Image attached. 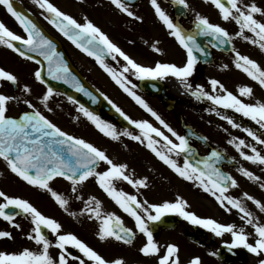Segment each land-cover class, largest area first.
Wrapping results in <instances>:
<instances>
[{
	"label": "snow or ice",
	"instance_id": "snow-or-ice-1",
	"mask_svg": "<svg viewBox=\"0 0 264 264\" xmlns=\"http://www.w3.org/2000/svg\"><path fill=\"white\" fill-rule=\"evenodd\" d=\"M177 2L187 7L186 0H177ZM209 2L219 9L223 20H233L239 25L240 30L235 34L236 36L250 40L251 43L257 44L264 51V7L259 6L256 0H251L249 3H242L241 0H226V3L224 0H209ZM33 3L42 10L41 14L44 15L45 20L67 37L78 49L88 56L94 57L112 80L136 104L150 113L171 134V137H174L175 141L178 142H174L173 139L147 120L131 119L111 100H109V103L112 104L116 112L130 124L135 125L140 130L141 135H134L127 130L122 133L118 132L113 124L102 120L83 104H79L78 111L91 121L101 133L114 141H118L121 135L128 136L140 143H144L146 140L147 148L178 176L184 180L196 182L203 191L210 193L226 211L237 210L241 214L240 219L253 228L255 239L250 242V235L252 234L246 233L244 227L238 228L234 223L223 224L213 218H202L196 213L187 210L188 202L182 197L177 196L174 201L150 204L147 200L141 202L136 195H130L118 189L116 181H126L133 187H147V178L134 179L132 175L127 173V164L114 163L100 148L83 138L62 130L39 110L34 109V106L28 100H25L24 103L29 108H33V111L24 112L18 119L8 116L7 112L9 111L10 102L18 98L0 93V158L6 162L10 171L29 185L51 193L56 203L66 212L68 211L69 200L55 191L51 186V182L56 178H63L71 183V190L75 193L78 185L83 184L90 177H94L99 187L125 213L134 219L136 228L147 238L139 251L144 256H158V264H180V249L178 245L174 243L166 245L164 254L160 255V246L155 241L153 230L150 226V224L161 221L163 217L169 214L178 215L193 225L207 229L216 237L230 234L232 237L231 243L225 242L229 249L243 247L257 256L264 254V223L260 222L259 218L247 208L241 199L226 195L228 187H236L237 181L216 166L217 163L224 159L222 154L218 151H212L208 158L204 160L195 159L193 163L189 159V157L194 159L193 149L190 147L187 137L177 133L141 96L137 95L133 90L136 85L132 84L126 75V73L131 72L140 80L146 78L155 80L173 76L182 81L186 89L192 90L193 85L188 82V78L193 75L198 61L195 53L199 52L207 55L205 50L197 43L196 36L185 34L182 28L174 23L160 7L157 0H151L156 15L170 30V34L186 50L187 60L183 66H178L174 63L157 62L154 67H146L137 63L122 51L87 17L81 23L72 15L62 11L52 0H33ZM111 3L128 16H135L134 12L128 8L125 0H111ZM0 6L6 9L26 33V38H24L10 30L4 22L0 21V45L6 46L27 60H35L37 64H40V61L36 60V57L30 55V53L43 57L47 61L48 76L53 80L71 84L76 91L83 92L86 96L91 97L93 103H95L96 97L73 75L64 60L63 54L57 51L54 42L43 33L37 23L29 15L14 7L13 0H0ZM135 18L141 19L140 17ZM195 26L199 35L210 36L219 45L230 44L233 39V36L226 28L210 22L205 16L197 14ZM245 31L252 33L253 37L246 35ZM16 42H19L24 47H18ZM213 46L215 47L216 45L214 44ZM153 50L161 52V49L155 45H153ZM233 51L235 52V66L245 72L253 81H256L261 88H264V68L249 56L242 55L235 49ZM105 54L110 55L113 60H116L117 56L122 57L126 61L122 70L117 71L105 63ZM223 67L227 68L228 65ZM34 77L37 81L45 83L40 69L35 71ZM0 80L11 82L14 85L18 84L17 76L3 68H0ZM210 84L213 92L219 90L222 94H211L205 91L201 85H196L195 90L191 91V94L198 100L207 99L215 106L223 109H232L236 113H240L244 117L255 121L261 129H264V103L259 101L256 103H245L243 99L228 91L219 80L212 79ZM22 91L29 93L31 89L28 85H24ZM238 91L241 97L253 95V89L249 86L239 87ZM53 93V88L47 87L46 92L42 95L41 102L45 107H48V101L53 96ZM104 98L108 99L106 96ZM68 99L72 103H78L71 96ZM48 110L52 111L51 108H48ZM210 110L216 112L221 119L227 120L232 127L241 128V125L236 123L232 117L221 115L215 107ZM243 131L257 144L264 145V138H261V135L253 131V129L244 128ZM154 137L163 140V150L157 147L160 140ZM228 143L235 145L244 160L264 166V154L255 146L247 144L244 139L239 138H233ZM245 148H250L252 154L245 152L243 150ZM173 154L176 156L185 155L182 166L177 163V160L172 158ZM101 161L106 163L108 167L105 171H96ZM200 164H203L202 168L199 167ZM239 171L249 180L261 181V177L254 175L247 168L241 167ZM259 186L264 189V182H260ZM243 196L246 200L251 201L260 212H264V202L247 192ZM0 198L3 199V202L0 203V218L12 224L13 227L21 228L20 224L14 223L16 216L24 214L31 217L33 227L27 233L26 238L38 246L37 250L26 247L20 252L0 251V264H71L73 261L76 264H86V262H91V264H125L123 259H105L100 253L71 232L62 233V225L57 220L44 215L28 200L8 196L3 191H0ZM76 198L81 199L80 196ZM93 204L95 205L94 207L92 206ZM84 213H88L90 218L94 217L100 221L97 235L101 241L112 238L127 245L133 243L136 236L133 229L125 227L121 218L115 213L102 214L101 201L95 196L89 197L85 201V207L81 210V215ZM69 214L72 216L76 215L74 212ZM45 229L50 232L51 236L55 237L54 241L46 234ZM4 238L15 239L12 232L0 230V239ZM68 246L78 249L82 256L72 254ZM53 247L59 250L57 256H53L50 253V248ZM210 254L216 255L215 252ZM188 264H201V258L194 256L189 260ZM259 264H264V259H260Z\"/></svg>",
	"mask_w": 264,
	"mask_h": 264
},
{
	"label": "rangeland",
	"instance_id": "rangeland-1",
	"mask_svg": "<svg viewBox=\"0 0 264 264\" xmlns=\"http://www.w3.org/2000/svg\"><path fill=\"white\" fill-rule=\"evenodd\" d=\"M24 2L25 5H30L31 2L33 3V0H24ZM52 2L61 10L67 11L66 13L72 12L73 10L77 13H82L80 7L77 6L78 4L74 0H52ZM241 2L249 3L251 0H241ZM256 3L264 7V0H256ZM186 4L187 24L190 25V23L196 19L197 14H199L207 17L210 22L226 28L233 36L231 41L232 52L216 53V61L208 66L197 63L193 75L188 78V82L193 85L192 90L186 89L182 81L176 77H165L164 81L170 92L184 101L180 102L172 112H167L158 99H143L180 135L179 115L181 114L185 122L202 133L211 145L225 151V153L232 158L234 164L232 166L224 165L223 169L237 181V186H229L226 195L241 199L247 208L259 218L260 222L264 223V212H260L251 201L246 200L243 196V194L247 192L256 199L264 202V189H261L259 186L260 182H264V166L244 160L240 156L235 145L228 143V141L233 138L244 139L247 144L255 146L264 154V145L257 144L256 141L243 131L244 128H251L261 135V138H264V129H261L255 121H252L248 117H244L240 113H236L232 109H223L222 107L215 106L207 99L198 100L191 94V91L195 90L196 85L203 86L204 90L211 94H222L218 90L216 92L212 90L210 80L216 79L219 80L228 91L233 92V94L243 99L245 103H256L257 101L264 103V88H261L256 81H253L245 72L235 66V52L233 49L242 55H247L251 59L256 60L262 68H264V51H262L257 44L251 43L250 40H245L242 37L236 36L235 34L240 30L239 25L233 20H223L219 9L211 4L209 0H186ZM32 6L35 7V5ZM32 11L40 18L41 22H45V19L42 20L41 17L43 16L41 14V9L37 8L36 11ZM164 11H166V9ZM0 21L4 22L5 25L16 34H20L21 26L3 6H0ZM245 34L249 37H253V34L247 31H245ZM151 35L153 36L152 39L155 40L159 39L160 36L164 37L157 29H153L150 36ZM161 46L166 52H163V50L162 52H156L153 55L154 58L161 61L171 60L172 63L178 66H183L184 63H186L187 59H185L183 55H179L180 43L177 39L171 38L168 43V48L164 47L163 44H161ZM129 47L131 49L128 50H130L136 58H141L147 53L143 48H137L134 45L131 46V44ZM68 52L70 55L73 53L75 58L80 56L72 52V50L68 49ZM82 63L90 70L97 88H99L104 93V96L111 100L112 103L121 108L127 116L133 120L149 121L154 127L159 128L165 135H168L174 142H177L150 113L136 104L135 101L112 80V78H106L95 68L91 67V63H87L85 60H83ZM224 65H228V67L224 68ZM0 68L15 74L18 78L16 90L12 89L8 81L0 80V93L18 98L10 102L7 115L15 116L21 111L33 110V108H29L28 105L24 103L25 100L30 101L34 109L44 112V115L51 116L52 119L59 123L60 127L72 130L74 132L73 134L76 135H78L79 132H84L88 138L91 137V139H93L91 143H94L93 145L103 150L114 163L127 164V173L132 175L134 179L147 178V187H133L126 181H116V187L118 189L130 195L133 194L134 190L139 201L143 202L142 200H147L148 203L174 201L177 196L182 197L188 202L187 210L196 213L202 218H213L223 224L234 223L238 228L244 227L246 233L252 234L250 235V242L254 241L255 234L253 228L240 219L241 214L237 210L233 209L231 212L226 211L210 193L203 191L196 182L187 181L178 176L147 148L146 140L144 143H140L124 135H121L118 141H114L107 136L100 137L101 133L98 129L78 111L79 106L64 98L60 93V95L58 93H53V96L48 101V107H45L41 100L42 95L46 92V88L34 77V73L38 69L36 64L30 63L29 61L27 62L18 53L4 45H0ZM24 85H28L31 92L24 93L22 91ZM243 86L251 87L253 89V95L241 97L238 89ZM213 107H215L221 115L232 117L236 123L241 125V128H234L227 120L221 119L216 112L210 110ZM48 108H51L52 111H49ZM98 116L102 120L113 124L118 132L122 133L127 130L134 135H141L140 130L136 127L133 129H123L116 125L106 115L99 113ZM154 138L160 140L157 147L163 150V140L161 138ZM243 150L248 154H252L250 148H245ZM172 158L177 160V163L181 166L183 165L182 158L180 159V157L175 154L172 155ZM107 167L108 165L101 161L96 171H105ZM241 167L247 168L249 171L253 172L254 175L261 177V181L249 180L247 177L243 176L239 171ZM51 186L55 191L69 200L67 212L56 203L51 193L29 185L26 181L17 177L7 167L6 162L0 158V190L5 192L6 195L28 200L44 215L57 220L62 225V233L71 232L75 234L98 253H105L108 260L119 258L123 259L125 264H137V261L146 262L145 260H149V257L144 255H138L139 258H137L135 254L137 246L134 243L131 245L121 244L112 238L101 241L97 235L100 221L96 220L94 217L90 218L88 213L81 215V210L85 207V201H87L89 197L95 196L101 201L102 214L115 213L121 219L123 218L122 215L124 211L119 212L118 209L121 208L99 187L94 177H90L83 184L78 185L75 193L71 190V183L63 178H56L51 182ZM77 196H80L81 199H77ZM1 202H3V199ZM92 206L94 207L95 205L93 204ZM73 212L76 213L75 216L69 214ZM183 221V226L188 228L187 224L189 222L186 220ZM14 223L20 224L21 228L17 229L12 226L10 229L15 237V239H11V241L16 243V245L13 246L12 252H20L26 247L37 250L38 246L35 245L33 241L26 238L27 233L30 232L33 227L31 224V217L27 215L23 217L18 216L15 218ZM180 229L181 231L183 230L182 227H180ZM187 230L189 231V229ZM47 234L50 239L53 241L55 240V237L51 236L48 230ZM212 234L213 233L210 235ZM231 239L232 237L230 234L218 237V242L215 244L209 243L208 238L204 239V245H197V247L190 246V250L188 247L185 248L187 253H185V256L180 257V261L184 260L188 264L191 258L199 256L201 258V264H223L216 256L210 253L215 252L217 246L219 247L222 243H231ZM180 240L183 244H186L184 242L185 240L181 238ZM2 248L3 247L0 246V251H4ZM68 249L72 254L82 256L78 249L72 248L71 246H68ZM236 250L240 252L246 249L239 247L236 248ZM50 253L53 256H57L59 250L53 247L50 248ZM154 259L155 257L151 258L150 264H158ZM260 259H264V254L257 256L250 253L247 254V259L244 263L233 262L230 264H259ZM71 264H76V262L73 261ZM86 264H89V262H86Z\"/></svg>",
	"mask_w": 264,
	"mask_h": 264
},
{
	"label": "flooded vegetation",
	"instance_id": "flooded-vegetation-1",
	"mask_svg": "<svg viewBox=\"0 0 264 264\" xmlns=\"http://www.w3.org/2000/svg\"><path fill=\"white\" fill-rule=\"evenodd\" d=\"M20 2H24V0H19ZM81 1L78 3V7H80V10L82 13H77L75 10L69 13V15H72L76 20L83 23L84 18L87 17L89 20H91L97 27H99L108 37L110 40H112L113 43H115L119 48H121L122 51H124L127 55H129L131 58H133L137 63H140L143 66H147L151 63L152 57L154 55L153 50V42L154 39L151 34V31L153 29H157L158 32L163 35L164 37L160 36L159 39L156 41L158 44V48L161 49V52H166L164 48L162 49L161 43L162 42H170V30L167 28V26L155 15L154 8L151 4V0H138L137 2H125L128 6V8L134 12L135 16L130 17L125 12H122L119 8H117L115 5L111 3V0H76ZM171 1L172 0H157V2L160 4V7L165 10L166 14L174 21L173 13H172V7H171ZM28 5V4H27ZM34 3L31 2L30 8L34 11L37 10V6ZM39 9V8H38ZM46 15V13H45ZM44 16V15H43ZM42 17V20L44 17ZM36 17V16H35ZM38 17V16H37ZM135 17H140L141 19H136ZM38 19H40L38 17ZM180 23L184 26H187V17L181 18ZM44 24L45 29L54 37L59 38L63 42L66 41L70 48L69 50H72V52L80 55L78 58H75V56L70 55L71 61L77 66V68L80 70V72L88 79L91 83H95V80L91 76L90 70L88 67L83 65L82 61L85 60L87 63H91V67L95 68L99 73L103 74L106 78H111L97 63L94 57L88 56L86 53L78 49L70 40L64 38L61 33L47 20L45 22H42ZM169 40V41H168ZM134 41V42H133ZM131 42V43H129ZM128 43V44H127ZM135 46L137 48H143L147 51L146 55L141 58H136L133 53L128 50L131 49L129 46ZM165 47V45H164ZM142 50V49H141ZM212 58L216 61V53L211 51ZM105 63H107L110 67L115 68L117 71L122 70L124 65L126 64V61L123 60L122 57L117 56L116 60H113L110 55L104 56ZM128 76V79H135L138 80L135 75H133L131 72L126 73ZM49 120H51L53 123H55L58 127H60L59 123L56 122V120L50 118L48 116ZM62 130L68 132L71 135L83 138L87 140L88 142H93V139L91 137H87V135L84 134V132H79L78 135L73 134L74 132L72 130L64 129L60 127ZM72 132V133H70ZM100 137H102L100 135ZM97 139V138H96ZM190 144H193L197 147L198 152H202L203 154H206L209 151V148L202 146L200 143L191 140L189 142ZM94 144V143H93ZM200 149V150H199ZM133 190L132 195H136ZM0 198V203L1 202ZM144 201V200H142ZM162 203V202H158ZM151 204V203H150ZM119 207V206H118ZM119 212H123L122 209H118ZM154 214V213H153ZM121 216V214H120ZM18 217V216H16ZM15 217V218H16ZM122 221L123 223L128 227L132 228L133 231L136 233V236L133 240V243L137 246L136 248V256L143 255L139 249L143 246V244L146 242V237L139 232V230L135 226V221L132 217H130L127 213L123 212L122 215ZM184 219L179 216V221L177 226L173 228H159L155 230V228H152L154 239L157 242V244L160 246L161 252L160 255H163L166 250V245L168 244H176L178 245L180 251H179V259L182 256H185V253L187 251L185 248H189L190 246L197 245H204V239L208 238V242L211 244L217 243L218 237H216L214 234L210 235V231L204 228H201L198 225H193L190 222L187 224L188 228H185L183 226ZM152 224H150L151 226ZM12 224L9 222L3 220V218H0V230H7L11 232ZM180 227L183 228V232L181 231ZM189 229V231L187 230ZM209 232V234H208ZM172 234V235H171ZM170 235V236H169ZM202 237V238H201ZM181 239L185 240L184 242L186 244H183L181 242ZM118 243L124 244L121 241H117ZM140 243V244H139ZM16 243H13L11 239H0V246L3 247L2 250L6 252H12L13 246H15ZM139 246V247H138ZM218 250L219 247L217 246V249L215 250L216 257L218 258ZM186 251V252H185ZM104 258L105 253L101 254ZM149 260H145L146 262L137 261L139 264H150L151 258L157 257V256H148ZM112 258V257H111ZM105 259L108 260L106 257ZM140 260V259H139ZM91 264V262H89ZM180 264H186V261L181 260Z\"/></svg>",
	"mask_w": 264,
	"mask_h": 264
},
{
	"label": "water",
	"instance_id": "water-1",
	"mask_svg": "<svg viewBox=\"0 0 264 264\" xmlns=\"http://www.w3.org/2000/svg\"><path fill=\"white\" fill-rule=\"evenodd\" d=\"M224 2L226 3V1L224 0ZM18 10H21L18 6L14 5ZM23 11V10H21ZM24 12V11H23ZM25 13V12H24ZM26 14V13H25ZM196 23L194 24V29L191 31H186L182 28V30L184 31L185 34H193L196 36V40L197 43L200 44V46L203 45L201 39H207L210 40L212 45H216L215 48L219 49V50H228L227 49V45H219V43L217 41H215L212 37L210 36H204V35H199L198 34V30L196 29ZM199 38V39H198ZM202 44V45H201ZM18 47L23 48L24 46L22 44H17ZM56 49L58 52H61L63 54L64 60L67 62L69 68L71 69L73 75L76 76V78L80 81V83L89 91L92 92L93 95L96 97V102L93 103L92 98L89 96H86L83 92H78L76 91V89L74 87L71 86V84H66L63 81H57V80H53L50 76L47 75V61H45L43 59V57H40L38 55H36L35 53H30V55H33L36 57V60H39L42 62V75L44 78V81L46 82V84L50 87H52L53 89H57L62 91L63 93H65L68 96L73 97V99H75L76 101H78L80 104H83L84 106H87L89 108H91L92 110L96 111L99 107L105 109L113 118H115L118 122L122 123V124H126L125 121L99 96V94L93 89L91 88V86L78 74V72L71 66V64L69 63L68 59L66 58V56L64 55V53L62 52L61 48L57 45ZM195 55H197L198 60L200 61H205L207 60V57L202 58V54L197 52L195 53ZM155 82V81H153ZM155 87L158 88V91L161 94L162 97V101L164 102L165 106L167 109H171L173 107V103L174 101L169 100V98L167 97V95L165 94V89H162L161 87V83L160 82H155ZM142 88L146 91L151 90L150 89V84L146 83L143 84ZM155 92V90H154ZM153 94V93H152ZM182 127L185 129L186 134H187V138L190 137H194L195 139L204 141V138H202L201 136H199L198 134H196L189 126L185 125L184 123H182ZM192 148V147H191ZM193 149V157H189L190 160L193 161V163L195 162V159H199V160H204L206 158H208L212 151H216V150H211L210 154L206 157H200L194 148ZM222 154V156L224 157V159L222 161H220L219 163L216 164L217 167H219L221 169V165L224 163L230 164L231 161L229 159H227L224 154L222 152H220ZM184 157L185 155L182 154ZM199 167H203V164H200ZM162 222V226L163 227H169V226H175L177 223V218L172 216V215H167L165 217L162 218L161 220ZM45 231V230H44ZM223 250V254L221 255V258L224 260H229L226 258V254H228L229 252L231 253V250L227 247H222L221 248Z\"/></svg>",
	"mask_w": 264,
	"mask_h": 264
},
{
	"label": "bare ground",
	"instance_id": "bare-ground-1",
	"mask_svg": "<svg viewBox=\"0 0 264 264\" xmlns=\"http://www.w3.org/2000/svg\"><path fill=\"white\" fill-rule=\"evenodd\" d=\"M219 91V90H218Z\"/></svg>",
	"mask_w": 264,
	"mask_h": 264
}]
</instances>
